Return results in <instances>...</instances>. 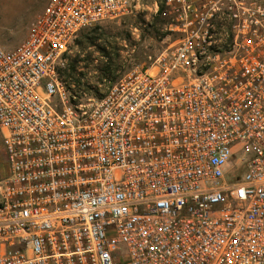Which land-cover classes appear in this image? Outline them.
<instances>
[{"label":"built area","instance_id":"2783aa9c","mask_svg":"<svg viewBox=\"0 0 264 264\" xmlns=\"http://www.w3.org/2000/svg\"><path fill=\"white\" fill-rule=\"evenodd\" d=\"M146 69L81 97L80 32L162 9ZM0 264H264V0H49L0 42Z\"/></svg>","mask_w":264,"mask_h":264},{"label":"rangeland","instance_id":"374dc122","mask_svg":"<svg viewBox=\"0 0 264 264\" xmlns=\"http://www.w3.org/2000/svg\"><path fill=\"white\" fill-rule=\"evenodd\" d=\"M49 0H0V42L15 49L28 37L34 20ZM172 16L164 8L153 21L126 17L104 22L80 32L71 52L65 56L61 72L74 93L102 96L108 88L134 69H146L164 49L176 41L169 28ZM8 175V165L0 133V181Z\"/></svg>","mask_w":264,"mask_h":264}]
</instances>
